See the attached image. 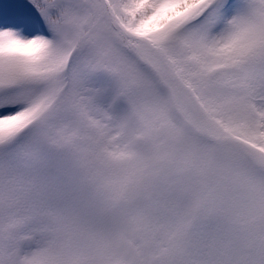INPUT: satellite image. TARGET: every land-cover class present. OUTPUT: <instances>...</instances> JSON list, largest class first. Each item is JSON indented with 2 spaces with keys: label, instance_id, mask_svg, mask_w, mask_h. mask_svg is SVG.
Masks as SVG:
<instances>
[{
  "label": "snow or ice",
  "instance_id": "1",
  "mask_svg": "<svg viewBox=\"0 0 264 264\" xmlns=\"http://www.w3.org/2000/svg\"><path fill=\"white\" fill-rule=\"evenodd\" d=\"M0 264H264V0H0Z\"/></svg>",
  "mask_w": 264,
  "mask_h": 264
}]
</instances>
